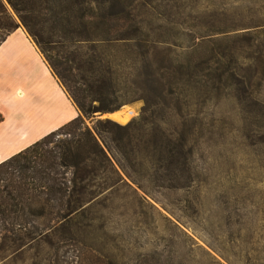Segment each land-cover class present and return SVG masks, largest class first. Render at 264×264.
I'll list each match as a JSON object with an SVG mask.
<instances>
[{"label": "rangeland", "instance_id": "374dc122", "mask_svg": "<svg viewBox=\"0 0 264 264\" xmlns=\"http://www.w3.org/2000/svg\"><path fill=\"white\" fill-rule=\"evenodd\" d=\"M4 2L18 28L31 36L50 64L23 13ZM110 3L120 15L131 11L137 20L168 24L169 33L181 43L175 55H185L193 42L207 49L216 46L218 55L226 45V53L235 55L230 80L210 83L201 94L190 87L181 111L173 105L178 92L169 95L171 106H162L158 113L188 114L191 180L182 188L156 185L135 179L121 168L119 158H113L122 178L95 198L93 221L82 231L80 243L0 239V264H264V72L257 62L258 42L264 40V32L257 39V31L264 27L258 26L264 22V0H109L106 6ZM28 16L31 22H40L35 28L41 31L43 46L60 57L62 39L53 32L52 13L33 10ZM116 49L124 55L128 47ZM150 56L154 58V53ZM214 60L209 71L216 69ZM134 102L122 111L85 116L84 126L100 138L98 120L113 117L122 126L137 123L145 114L146 101ZM119 111L124 113L118 115Z\"/></svg>", "mask_w": 264, "mask_h": 264}, {"label": "trees", "instance_id": "16d2710c", "mask_svg": "<svg viewBox=\"0 0 264 264\" xmlns=\"http://www.w3.org/2000/svg\"><path fill=\"white\" fill-rule=\"evenodd\" d=\"M8 2L23 13L25 24L46 51L53 73L81 113L0 162V239L80 243L82 231L93 221L95 198L122 178L113 158H119L121 168L135 179L175 188L188 186L193 152L188 114L158 113L162 106H171L169 95L178 92L173 105L181 111L191 88L201 94L210 83L230 80L235 55L226 53V45L218 55L216 46L207 49L203 43L193 42L186 46L185 55H175L181 43L169 33L168 24L152 18L137 20L131 11L120 15L114 4L106 6L109 0ZM33 10L52 13L53 32L62 39L58 41L60 57L43 46L41 31L35 28L40 22L33 23L28 16ZM18 27L0 0V45ZM263 32L264 27L259 28L257 39ZM68 43L75 49H69ZM120 45L128 47L124 55L116 49ZM257 51L264 72V40L259 39ZM212 59L217 66L209 71ZM141 98L146 101L145 114L137 123L122 126L98 120L100 138L84 126L85 116L114 111ZM175 116L180 117L179 122ZM104 133L110 135L108 140ZM145 150L148 153L143 154ZM40 224L45 228L40 229Z\"/></svg>", "mask_w": 264, "mask_h": 264}, {"label": "crops", "instance_id": "0c3cea01", "mask_svg": "<svg viewBox=\"0 0 264 264\" xmlns=\"http://www.w3.org/2000/svg\"><path fill=\"white\" fill-rule=\"evenodd\" d=\"M81 113L31 36L0 45V162Z\"/></svg>", "mask_w": 264, "mask_h": 264}, {"label": "water", "instance_id": "95a60500", "mask_svg": "<svg viewBox=\"0 0 264 264\" xmlns=\"http://www.w3.org/2000/svg\"><path fill=\"white\" fill-rule=\"evenodd\" d=\"M135 103V102H134ZM134 103H132V104H134ZM126 106H128V105H124V106H122V107H120L119 109H116V110H114V111H110L109 113H113V112H116V111H118V110H121V109H123V108H125ZM103 114H106V113H103V112H96L95 113V116H97V117H101ZM106 119H108V120H110V121H112V122H114V123H117V124H120L118 121H116V120H114L112 117H107ZM120 125H122V124H120Z\"/></svg>", "mask_w": 264, "mask_h": 264}, {"label": "bare ground", "instance_id": "6f19581e", "mask_svg": "<svg viewBox=\"0 0 264 264\" xmlns=\"http://www.w3.org/2000/svg\"><path fill=\"white\" fill-rule=\"evenodd\" d=\"M120 111H122V110H120ZM119 111V113H117L118 115H121V114H123L124 112H120ZM116 118H118L117 116H115ZM113 118V117H112ZM115 119V118H114Z\"/></svg>", "mask_w": 264, "mask_h": 264}]
</instances>
